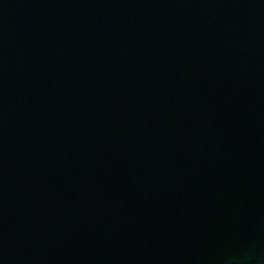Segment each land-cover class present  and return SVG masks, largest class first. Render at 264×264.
<instances>
[{"label":"water","instance_id":"obj_1","mask_svg":"<svg viewBox=\"0 0 264 264\" xmlns=\"http://www.w3.org/2000/svg\"><path fill=\"white\" fill-rule=\"evenodd\" d=\"M0 264H264V0H0Z\"/></svg>","mask_w":264,"mask_h":264}]
</instances>
